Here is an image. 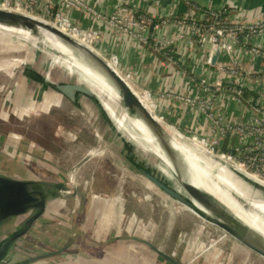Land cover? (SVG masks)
Masks as SVG:
<instances>
[{"label":"crops","instance_id":"1","mask_svg":"<svg viewBox=\"0 0 264 264\" xmlns=\"http://www.w3.org/2000/svg\"><path fill=\"white\" fill-rule=\"evenodd\" d=\"M2 1L4 0H0V3ZM81 2L84 4L83 8L67 11L71 22L93 37L94 48L107 59H112L114 67L126 77L135 91L145 92L150 96L156 105L155 112L165 123L183 133H193L204 139L214 140L220 145L219 150L224 152V147L228 151L234 150L238 159L246 154L247 148L253 147L264 137L263 130L260 133L237 130H226L222 133L220 128L214 126L209 111L200 108L208 100L214 109H223L224 122L247 125H251L255 109H264V33L255 35L245 28L247 23L264 21V0ZM118 9L126 16L131 11L134 21H139L140 17L151 21L143 30L129 27L147 36V43L133 35L134 31H124L125 27L130 26L129 17L127 20L122 17L121 24L112 26L105 19L94 15L95 12L110 17ZM182 18L207 21L215 18L217 21H228L235 25L233 27L237 30V38L233 42V49L229 53L220 50L212 62L216 52H212L210 45L198 42L191 24L187 23L182 28L183 37L177 36V29L171 22ZM165 19L170 21L165 23ZM162 36L172 42L166 48L160 49L154 38ZM233 65L238 68L236 74L228 72V68ZM42 73L55 80H75L70 78L71 73H64L60 65H52ZM216 80H221L224 86L220 89L214 88L212 85ZM205 81L212 86L209 90L202 84ZM18 87L14 98L12 96L14 101L10 104L14 107H10L18 109L19 112L26 111L19 109L22 100L27 103L31 99L32 104L40 100L45 108L56 106L65 100V97L52 93L50 89L46 90L26 77L20 78ZM239 88L241 91L238 93ZM138 95L150 107L142 94ZM83 111L97 124L94 129L92 126L85 128L90 138L77 142L79 130H72L75 135L72 139L71 136L69 139L60 134V140L77 144L79 151L83 153V157L70 167L66 166L72 163L67 155L44 149L40 144L16 132L0 134V175L40 180L48 191L55 190L53 184L65 182L67 179L68 189H75L73 193H58L49 197L44 214L35 222L31 232L11 249L9 264H172L153 247L165 249L162 252L182 264H264L262 257L217 227H208L209 232H215L214 235L209 232L203 235L202 231L182 233L185 232L184 227H179L178 232L173 231L172 234L169 229L171 224L156 219L154 212L144 218L141 209L147 202L137 192L124 191L119 187V179L123 177L121 174L106 173L110 174L107 179L114 178V182L110 184L101 180L105 178H100L103 171L97 174L95 169L93 173L88 172L86 177H80L81 180L78 175L75 176L77 171H90L88 164L91 159H87L93 155L94 150L103 153L101 155L118 170L125 166L129 178L137 176L124 161L123 142L115 133L110 132L107 121L101 118L96 109ZM68 169L73 171L69 175L66 174ZM152 191L157 192L155 189ZM22 220H10L0 224V239ZM162 233L165 235L160 236ZM29 242L36 245L29 246ZM166 242L169 243L168 247L165 246ZM31 249L34 253H31ZM56 250L61 252L34 261L28 260L31 256ZM23 253L29 254L26 260L15 261Z\"/></svg>","mask_w":264,"mask_h":264},{"label":"water","instance_id":"2","mask_svg":"<svg viewBox=\"0 0 264 264\" xmlns=\"http://www.w3.org/2000/svg\"><path fill=\"white\" fill-rule=\"evenodd\" d=\"M0 25L20 29L25 33L39 37H43L44 34L40 32L45 30L70 46L85 65L99 74L110 85L126 113L138 118L143 123L164 156L166 163L157 157L162 164H166L171 177H168L158 167L160 173L123 152V159L131 169L135 173L140 174L166 197L189 208L198 216L221 229L235 241L264 259V231H258L247 224L226 204L201 186L204 184V180L192 170L190 163L179 148L176 147L174 143L176 137L147 108L139 98L138 93L104 55L91 47L83 45L68 32L62 31V29L49 21L25 12L0 7ZM49 49L53 50L51 47ZM217 53L213 55L212 62L215 61ZM57 54L61 55L58 52ZM21 74L23 75L22 77L42 85L46 90L50 89L60 94L77 107H81L82 97L87 99L101 115V118L107 121L110 132L116 134L119 131L97 94L80 80L51 79L48 74L39 72L31 67H24ZM120 134L123 136L122 133ZM118 151L121 152L120 149ZM232 171L243 181L264 194V185L248 178L237 171L235 167H232ZM161 174H165L166 178ZM53 187L55 190L48 191L40 180H23L0 175V224L10 220L23 219L18 225H15L10 233L0 239V264H9L11 249L22 237L31 232L35 222L44 214L49 197H53L58 193L68 194L75 192V189L73 191L69 190L64 182L55 183ZM227 193L244 209H251L250 205L236 196L235 193L231 191ZM153 248L170 263L182 264L158 248ZM60 252L61 250L50 251L31 256L28 260L34 261L40 257Z\"/></svg>","mask_w":264,"mask_h":264},{"label":"rangeland","instance_id":"3","mask_svg":"<svg viewBox=\"0 0 264 264\" xmlns=\"http://www.w3.org/2000/svg\"><path fill=\"white\" fill-rule=\"evenodd\" d=\"M48 46L51 47V49L53 50H50ZM56 51L62 56L58 55ZM52 65H60L61 70L64 71V73H66V71L68 73H71L70 76L71 79L80 80L82 83L92 88V90L96 91L98 93L99 99L102 102V105L108 111V114L110 115L114 124L118 127L119 131L116 132L115 136L120 137V139L122 140L123 152L127 153L128 155H130V157L134 159H138L143 164L150 166L152 169L160 173V171L158 170L159 166L160 167L162 166L165 167V166L159 161V158L155 153L152 152L148 153V151H146L145 148L142 146L141 142L137 139L134 131L129 127L128 121L124 116V109L120 104L117 96H115L113 93H111L110 96L108 93H106V95H101L98 91V88L91 87V85L89 84L90 79L88 78V76L85 75L83 71H81V69L74 62L67 59L57 49L48 45L45 42V40L42 39L41 37L37 35L33 36L32 34H28L23 31L19 32L16 31V29L14 31H10V30L7 31L0 28V113H1L0 134L3 135V134H7L8 132H16L18 134L23 135L24 137L31 139L37 144H40L44 149L48 148L54 153H58L60 155H67L69 157V158L67 157L69 161L72 162L66 165L68 167H70L74 162L78 161L83 157V153L79 151L80 149L77 147V144H70L60 140L61 137L60 134H62V137H66V138L69 137V139L71 136L72 139L75 136L72 130H79L80 134L76 136L77 142L83 138L86 140L90 138L88 133H86L87 130L85 132V130L83 129L88 128L87 126L89 127L92 126V128L94 129L97 126V124H95L93 121L90 120L86 111L85 113L83 111L84 109H95V107H93L92 104H90V102L87 101V99L83 97L81 98V107H77L73 105L66 98L65 100L61 101L58 105L49 106V107L47 106L46 108L43 107V104L40 103V100L32 104L31 99H28L27 103H25L22 100L20 104L19 109H26V111L19 112L18 109H14L10 107V106L14 107L13 105L10 104L15 94L18 92L16 91L17 89H19L18 81H20V78L23 76L21 74V71L24 69V67H31L39 72H45L48 70V67ZM44 109H50V111L48 110L45 111ZM93 116L95 117V113ZM85 119L87 120V122ZM77 121L78 123L79 122L80 123L79 124L76 123ZM15 124L18 125L16 126ZM167 128L168 130L171 129L180 133V131H178L175 127H170V128L167 127ZM120 133H122L123 136ZM81 134H86V135H81ZM98 137L99 135H97V138ZM198 138H202V137L198 136ZM204 140L206 144H200L202 145L203 148L202 149L200 148L199 145H196L197 143L199 144L200 142L178 137V141L181 142L186 152L197 164V169L208 173L210 172L213 179L217 178L219 180V178L216 176L218 165L212 166L211 164L219 163V162L223 164L224 162L220 160H226L227 157H220V153L222 151L219 150L218 148L219 144L214 142V140H210V139H204ZM185 142L186 143L188 142V144H186ZM192 142L193 143L195 142L196 144H193ZM211 144L214 146L215 155L209 153V147ZM195 146L198 149L202 150L203 153L198 151L199 153H201L199 154L198 152H196L197 149ZM0 151H2L1 145H0ZM92 154H93L91 156L92 158L89 157L91 160L88 159L90 160L88 165L89 166L91 165L90 167H92L90 168V171L87 169L81 171L80 173H78L77 171L75 176L78 175V178L84 176L86 177V174L88 172L93 173L95 169V171H97L96 172L97 174L99 171H103L102 175H100V178L102 177L105 178L104 179L102 178L101 180L110 184L111 182H114L113 181L114 178L112 180L107 179L106 178L107 175L110 174H106V173H116L117 175L121 174V176L123 177L119 179L121 181L120 183L121 186L119 187L122 188L124 191L131 192L133 190V192H137L139 196L142 199H145V202H147V204L144 205V208L141 209L142 210L141 214L144 215V218H146L145 217L146 215H150L154 212L155 215L153 216H155L156 219L161 220L163 223L169 222L171 224L169 228L170 233H172L173 231L178 232L179 227H184L185 229H183V231L185 232L183 233H187V232L201 233L202 231L204 235L210 231L208 227L210 226L216 227L207 220L198 216L195 212H193L189 208L185 207L180 203H177L176 201L169 199L163 193L161 194V192H159L158 189H155V187L152 186V184L149 183L140 174H137V176L133 175L134 178L131 179L129 178L130 176L128 175V173H126L127 169L125 166L122 169L123 171L118 170V168L114 167L113 164L111 165V162L108 159H105L101 155L103 153H101L100 151L95 152L94 150L92 151ZM93 156L95 157L93 158ZM228 161H230L229 162L230 165L232 164L239 165L242 168H246V166L242 165L241 162L239 161H233V160L232 161L228 160ZM70 169H68L66 174L69 175V173L73 172L70 171ZM119 171L121 172L119 173ZM161 175H163V177L166 178L165 174H161ZM135 176L137 178H135ZM220 176L221 177L223 176L224 179L228 181H232V182L236 181L233 176H230V174L220 173ZM259 178L264 181V178L261 177ZM168 181L170 180L168 179ZM64 183H66L67 185L68 180L66 179ZM235 186L239 192L244 194L245 197L254 199L253 196L256 195V192H254V190L256 188L253 187L254 188L253 190V188H251L252 186L250 187L249 185L244 184L243 182ZM152 189H155V191H157L156 192L157 194L153 192ZM158 194L161 195L162 197L159 196ZM259 194L260 197H264V194H262L261 192ZM151 208H154L155 210L153 211L151 210ZM209 233H212L213 235L215 234L214 231H211ZM162 235L165 234L162 233L160 236ZM29 244H30L29 246H33V244L36 245V243L33 242L31 243L29 242ZM165 246L168 247L169 243L166 242ZM32 249L34 248L32 247ZM32 249H31V253H34V250L32 252ZM160 250L164 251L165 249L164 250L160 249ZM28 256L29 254L23 253L20 256L21 258L15 259V261H19L23 259L26 260V257Z\"/></svg>","mask_w":264,"mask_h":264},{"label":"built area","instance_id":"4","mask_svg":"<svg viewBox=\"0 0 264 264\" xmlns=\"http://www.w3.org/2000/svg\"><path fill=\"white\" fill-rule=\"evenodd\" d=\"M0 7L25 12L34 16H38L39 18H42L44 20L47 19V21L59 27L60 29H63L66 32L74 33L76 36L87 40L90 44V47L95 49L93 44L94 42L93 37L90 36L85 30L76 27L71 22V19L67 14V11L73 8H77V9L83 8L84 4L81 2V0H4L0 3ZM94 15L99 19H105L112 26L121 24L120 22L122 20V17L124 18V20H127L129 17L128 24H130V26L125 27L124 31L132 30L129 29V27L131 28L137 27L138 30H143L146 26L151 24V21L144 17H140L139 21H134L132 18L133 16L131 11H128L129 16H126L122 13L121 9L114 10L110 17H106L107 15H101L95 12ZM187 19L189 18L175 19L171 22V25L175 29H177L178 37L184 36L182 32V28L184 27V25L188 23L191 24L190 26L192 27V32L195 35H197L198 42L201 43L202 45L205 44L210 45L212 52H219L220 50H223L229 53L233 49V44H234L233 42L237 38L236 36L237 30L233 27L235 25L231 24L228 21L225 23L212 21L208 24H198L194 22L189 23L187 22ZM168 21L170 20L169 19L164 20L165 23ZM245 28L251 31L252 33H254L255 35H262L264 33V21L259 23H247ZM137 29H133L132 31L134 32L132 34L137 36L144 43H147V36H143L140 32H138ZM154 40L157 43V47L160 49L166 48L172 42V40H169L163 36L159 38H154ZM208 60L210 61L211 58H209ZM108 61L112 63V59H108ZM237 69L238 68L235 65H233L228 68V72L230 74H236ZM124 78L126 80V77ZM202 84L206 89L212 86L216 89H220L224 86L221 80H216L214 85L212 86L209 85V83H206V81L202 82ZM240 91L241 89L239 88L237 92L239 93ZM138 94H142L143 96H146V98H148L147 101L151 109H154L155 112L156 105L151 100L150 96L145 92H141ZM206 101L207 102L205 104L200 105V108L203 111H209V117L212 120L214 126L220 128V131L222 133L226 130L229 131L237 130L246 133H256V132L260 133V130L264 131V109L254 110V114L252 115V119L250 121L251 125H247L245 123H240V122L236 124H231L224 122L223 109L216 110L213 108V105L209 103L208 100ZM161 122L164 125H166V127L169 128L173 127L168 123H164L163 121ZM180 133H181L180 136L182 138H186L192 141H198L201 144H206L204 138H198V135L196 134L192 133L188 135L181 131ZM209 153L214 154V146L212 144L209 147ZM239 155L241 156L243 154H239ZM220 157H227L228 160L241 162L242 165L246 166V168H243L244 170L255 175L256 177L258 176L257 178L263 181L259 177L264 178V137H262V139L257 141L253 147L246 149V154H244V159H238L234 154L226 153L223 151L220 153Z\"/></svg>","mask_w":264,"mask_h":264},{"label":"bare ground","instance_id":"5","mask_svg":"<svg viewBox=\"0 0 264 264\" xmlns=\"http://www.w3.org/2000/svg\"><path fill=\"white\" fill-rule=\"evenodd\" d=\"M0 28L3 30H7V31H14V28H10L8 26H4V25H0ZM16 31L21 32L20 29H16ZM63 31V29H62ZM40 33H43V37H41L42 39L45 40V42L52 46L53 48L57 49L59 52H61L67 59H69L70 61L74 62L80 69L81 71H83V73L85 75L88 76V78L90 79V85L93 88H98V91L101 95H106V93L110 94L113 93L116 96V93L114 92V90L110 87V85L96 72H94L90 67H88L87 65H85L83 63V61L77 57V55L74 53V51L71 49L70 46H68L67 44H65L64 42L60 41L56 36H54L53 34L42 30ZM74 39L78 40L80 43H82L83 45H86L88 47H90V44L87 40L82 39L78 36H76L74 33H70L68 32ZM42 35V34H41ZM46 45V44H45ZM33 46V45H32ZM24 49V48H23ZM22 49V50H23ZM20 56V55H19ZM26 60V59H25ZM6 72V71H5ZM10 72V71H9ZM8 73V72H7ZM86 80V79H85ZM94 91V90H93ZM97 96L98 93L96 91H94ZM137 92V91H136ZM54 93V92H52ZM58 94V93H55ZM60 95V94H59ZM139 96V95H138ZM141 96V95H140ZM139 96V98H140ZM143 96V95H142ZM144 99L146 100V102L148 103L146 96H143ZM47 98V97H46ZM27 99V97H26ZM141 99V98H140ZM38 100V99H37ZM141 101L145 104V102L141 99ZM46 106L48 105V100L46 99ZM149 104V103H148ZM146 105V104H145ZM3 106V105H2ZM147 108H149V110L151 112H153L154 114H156L154 112V109H151V107H149L148 105H146ZM7 108V107H6ZM124 109V108H123ZM2 111V110H1ZM37 111V110H36ZM30 112V111H29ZM76 112V111H75ZM35 113V112H34ZM1 114V113H0ZM14 115V114H13ZM30 115V114H29ZM28 115V116H29ZM40 115V114H39ZM51 115V114H50ZM157 115V114H156ZM6 116V113H5ZM9 116V115H8ZM69 116V115H68ZM81 116V115H80ZM124 116L126 118V120L128 121L129 127L134 131L137 139L141 142L142 146L145 148L146 151H148V153L152 152L155 153L159 158H161L164 163H166L164 156L161 154L158 146L154 143L153 137L151 136V134L148 132V130L146 129V127L143 125V123L136 117L134 116H130L125 112L124 109ZM2 117V116H1ZM83 117V116H82ZM81 117V118H82ZM158 117V115H157ZM7 118V117H6ZM31 118V117H30ZM33 118V117H32ZM84 118V117H83ZM159 119L161 117H158ZM35 119V118H34ZM29 120V119H28ZM80 120V119H79ZM82 120V119H81ZM86 120V119H85ZM161 121L164 122V120L161 118ZM6 121V120H5ZM9 121V120H8ZM83 121V120H82ZM87 122V120H86ZM15 123V122H14ZM19 123V122H18ZM78 123V121L76 122ZM80 123V122H79ZM78 123V124H79ZM85 123V122H83ZM165 123V122H164ZM16 125V124H15ZM18 125V124H17ZM16 125V126H17ZM21 125V124H20ZM83 125V124H82ZM87 126V125H86ZM89 127V126H87ZM89 131V130H88ZM94 131V130H93ZM170 132H172V134L176 137V139L174 140V143L176 145V147L179 148V150L183 153L184 157L186 158V160L190 163L192 170L197 173L199 176L202 177V180H204V184L201 185L203 188H205L207 191L211 192L215 197H217V199H219L221 202H223L224 204H226L240 219H242L243 221H245L247 224L251 225L252 227H254L255 229H257L258 231H264V197H260V191L259 190H254L253 187H251L248 183L244 182L238 175H236L234 172H232V167H235V169L237 171H239L240 173L244 174L245 176H247L248 178L264 185V182L259 180L255 175L247 172L246 170H244L242 167H240L239 165H230L227 159L226 160H220L223 161L224 163L221 164L219 163H212V166H217V173L216 176L219 178V180L213 179L211 173L209 172H204L202 170H198L197 169V164L194 162V160L189 156V154L186 152V150L184 149L183 145L181 144L180 141H178V137L180 136V133H178L175 130H169ZM86 132V129H85ZM87 133V132H86ZM94 133V132H93ZM90 134V133H89ZM93 143V142H92ZM96 143V142H95ZM186 143V142H185ZM193 143V142H192ZM191 143V144H192ZM188 144V142L186 143ZM190 144V143H189ZM193 144H196L195 142ZM201 143H197L196 145H199L200 148H202V145H200ZM89 146V145H88ZM99 146V145H98ZM196 147V146H195ZM196 152H201L203 153L202 150L198 149L196 147ZM203 149V148H202ZM71 150V149H70ZM198 152V153H199ZM199 153V154H201ZM82 156V155H81ZM92 158V157H91ZM94 158V157H93ZM98 158V157H97ZM90 159V158H89ZM88 160V159H87ZM99 160V159H98ZM89 162V161H88ZM93 162V161H92ZM232 163V162H231ZM83 164V163H82ZM165 167H160L159 168L168 176L171 177V175H169V170L168 167L166 166V164H163ZM91 166V165H90ZM89 166V167H90ZM88 168V166H87ZM91 168V167H90ZM80 170V169H78ZM81 171V170H80ZM83 171V170H82ZM79 172V171H78ZM84 173V172H83ZM220 173H224V174H230V176H233L235 178L236 181L232 182V181H228L226 179H224V177L220 176ZM194 174V173H193ZM195 175V174H194ZM77 176V175H76ZM198 177V176H197ZM80 179V178H79ZM81 180V179H80ZM247 184L249 185L251 188H253L254 192H256V195L253 196L254 199L245 197L244 194H242L241 192H239L236 188L235 185H239L241 183ZM121 183V182H120ZM235 184V185H234ZM121 186V185H120ZM76 187V186H75ZM156 189V188H155ZM228 191H231L233 193H235L238 197H240L241 199H243L244 201H247L248 205H250L251 210H246L244 209L235 199H233L231 196H229V194L227 193ZM78 195V194H77ZM76 195V196H77ZM70 201V199H69ZM75 201V200H74ZM114 201V200H113ZM113 203V202H112ZM74 204V203H73ZM112 206V205H111ZM110 206V207H111ZM173 209V208H172ZM77 215V214H76ZM78 216V215H77ZM76 216V217H77ZM147 216V215H146ZM106 219V218H105ZM80 221V220H78ZM107 222V221H105ZM151 223V221H149ZM130 224V222H127ZM166 225V224H165ZM168 225V224H167ZM126 228V227H125ZM127 229V228H126ZM45 230V229H44ZM188 230V229H187ZM186 230V231H187ZM46 231V230H45ZM167 231V229H166ZM42 232V231H41ZM49 232V231H48ZM183 233V232H182ZM51 234V233H50ZM165 234V233H164ZM43 235V234H42ZM180 238H182V236H180ZM54 240V239H53ZM56 240V239H55ZM177 240V239H176ZM180 241V240H179ZM178 241V242H179ZM183 241V240H182ZM161 242V241H160ZM220 246V245H219ZM234 248V247H233ZM176 249V247H175ZM174 249V250H175ZM241 255V254H240ZM243 256V255H242ZM231 257V256H230ZM230 261V260H229ZM188 264V263H187ZM196 264V263H195Z\"/></svg>","mask_w":264,"mask_h":264},{"label":"trees","instance_id":"6","mask_svg":"<svg viewBox=\"0 0 264 264\" xmlns=\"http://www.w3.org/2000/svg\"><path fill=\"white\" fill-rule=\"evenodd\" d=\"M211 21H217L215 18L214 19H209L208 21L205 20V19H201V20H193V19H187V22L191 23V22H194V23H198V24H208L210 23ZM218 22H222V20H219ZM224 152H228L230 154H235L236 152L234 150H230L228 151L227 148H223ZM256 152V151H255ZM254 152V153H255ZM241 159H244V155L240 157Z\"/></svg>","mask_w":264,"mask_h":264}]
</instances>
